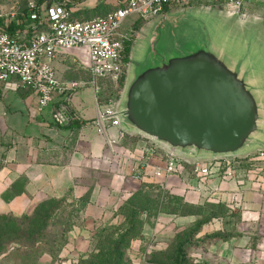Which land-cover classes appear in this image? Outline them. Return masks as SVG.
<instances>
[{"label":"rangeland","instance_id":"rangeland-1","mask_svg":"<svg viewBox=\"0 0 264 264\" xmlns=\"http://www.w3.org/2000/svg\"><path fill=\"white\" fill-rule=\"evenodd\" d=\"M31 1L34 0H0V8L10 17H18ZM72 2L79 16L93 17L116 8L120 0ZM201 22L249 43L257 51L264 75V0H249L239 7L201 0L182 10L170 9L165 16L139 20L133 28L131 55L152 39L154 29L157 34L149 47L165 51L183 43L201 28ZM69 54L79 64L71 62L73 65L67 67L71 64L68 60H72L67 55L68 63L63 64L67 71L60 74L61 79H88L86 50ZM125 83V78L102 81L100 103L116 105ZM107 178L99 174L103 186L108 185ZM84 187L42 196L32 212L20 217L0 213V264H206V244L212 241L206 236V218L216 210L213 203L204 199L189 203L157 183L134 181L100 205ZM193 215L197 216L194 223L170 222ZM241 257L244 261L237 264H264L249 256Z\"/></svg>","mask_w":264,"mask_h":264},{"label":"crops","instance_id":"crops-1","mask_svg":"<svg viewBox=\"0 0 264 264\" xmlns=\"http://www.w3.org/2000/svg\"><path fill=\"white\" fill-rule=\"evenodd\" d=\"M139 20L135 14L129 16L123 30L134 28ZM77 49L83 48L60 50L54 62L60 78V74L65 75L67 71L63 65L65 61L68 63L67 55L72 59L68 61L73 63L76 57L69 53ZM131 54L132 51L130 58ZM129 69L130 61L126 80ZM68 80L77 79L65 81ZM93 93V88L86 86L69 99V106L76 116L74 121L80 122L72 127L70 124L58 125L53 120L52 113L60 96L40 109L37 93L20 85L16 77L0 81L1 214L23 216L35 209L42 196L57 195L71 188L77 191L84 186L89 189L91 199L103 205L114 193L136 181L129 178V171L141 153L142 142L128 136L117 144H108L106 136L100 134L93 124L99 110ZM107 106L102 104L100 108ZM108 136L117 138L118 128L110 126ZM100 173L108 175L107 186L100 183ZM139 182L153 183V177L145 176L144 181ZM210 188L220 201L210 202L216 210L208 216L209 219L206 218V236L212 237V241L206 244V264H215L216 261L237 264L244 261L242 255L245 259L249 256L264 261V187L257 191L247 184L240 195L243 204L235 211L229 209L226 200L230 199L236 186L214 180ZM169 190L182 195L189 203H200L204 199L199 190L186 189L178 178L169 180ZM196 219L197 216L193 215L183 220L171 219L170 222L194 223Z\"/></svg>","mask_w":264,"mask_h":264},{"label":"built area","instance_id":"built-area-1","mask_svg":"<svg viewBox=\"0 0 264 264\" xmlns=\"http://www.w3.org/2000/svg\"><path fill=\"white\" fill-rule=\"evenodd\" d=\"M201 0H120L119 5L102 15L84 17L76 14L72 0H37L28 6L24 26L11 30L18 17L6 15L0 8V81L16 77L20 85L31 88L38 95L43 109L60 96L52 113L58 125H68L76 118L69 99L78 90L91 86L99 108L93 121L98 132L106 136L110 145L129 137L142 142L141 153L129 171V178L144 181L152 176L153 183L169 189V180L178 178L186 189L199 190L207 202H219L210 188L212 181L228 182L236 186L227 202L229 209H239L244 187L262 191L264 187V147L244 155L193 159L176 154L151 137L127 131L121 126L118 103L101 109V82H118L126 76L129 62L125 61L126 42L132 40L133 28L125 31V20L135 14L137 20H151L166 15L170 9L182 10ZM217 6L241 4L249 0H207ZM211 7V6H210ZM84 48L88 55L87 80H62L54 62L60 50ZM74 64H79L77 58ZM118 128V137L108 136V128ZM139 138V139H138ZM133 158V157H131ZM150 170V172H148Z\"/></svg>","mask_w":264,"mask_h":264},{"label":"water","instance_id":"water-1","mask_svg":"<svg viewBox=\"0 0 264 264\" xmlns=\"http://www.w3.org/2000/svg\"><path fill=\"white\" fill-rule=\"evenodd\" d=\"M183 43L130 61L121 126L185 157L236 156L264 147V75L256 49L201 22ZM256 54V55H255Z\"/></svg>","mask_w":264,"mask_h":264},{"label":"trees","instance_id":"trees-1","mask_svg":"<svg viewBox=\"0 0 264 264\" xmlns=\"http://www.w3.org/2000/svg\"><path fill=\"white\" fill-rule=\"evenodd\" d=\"M37 1L41 2L42 0H37ZM105 13H103V14H105ZM76 14H77V12H76ZM27 15H28V8L26 9L24 14L18 16V19H19V23L18 24L16 23V21H12L11 30H15V29H18L20 27H23L24 26V19H25V17ZM100 15H102V14H100ZM131 50H132V40H129V41L126 42V48H125V52H126L125 61L126 62L130 61V52H131ZM123 78H125V75H124ZM78 125H80L79 121H73V122L70 123V126H72V127H75V126H78Z\"/></svg>","mask_w":264,"mask_h":264}]
</instances>
